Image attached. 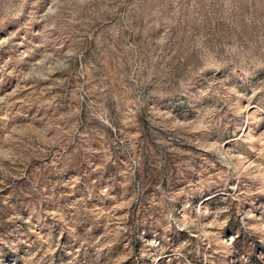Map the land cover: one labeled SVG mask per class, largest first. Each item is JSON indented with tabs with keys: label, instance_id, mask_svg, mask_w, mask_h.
Returning a JSON list of instances; mask_svg holds the SVG:
<instances>
[{
	"label": "rangeland",
	"instance_id": "rangeland-1",
	"mask_svg": "<svg viewBox=\"0 0 264 264\" xmlns=\"http://www.w3.org/2000/svg\"><path fill=\"white\" fill-rule=\"evenodd\" d=\"M0 264H264V0H0Z\"/></svg>",
	"mask_w": 264,
	"mask_h": 264
}]
</instances>
